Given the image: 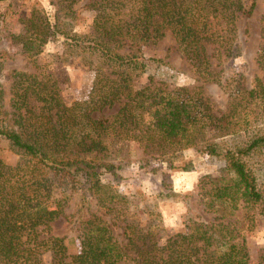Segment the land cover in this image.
Wrapping results in <instances>:
<instances>
[{
    "label": "trees",
    "instance_id": "obj_1",
    "mask_svg": "<svg viewBox=\"0 0 264 264\" xmlns=\"http://www.w3.org/2000/svg\"><path fill=\"white\" fill-rule=\"evenodd\" d=\"M79 1L50 4L56 12L70 13ZM87 1L89 30L66 36L73 50L95 59L97 71L82 99L64 103L53 81L40 74L14 71L10 76L0 138L17 160L13 165L0 161V264H44L40 255L46 251L47 264H253L243 233L252 222L249 212L256 207L264 212V183L249 164L255 154H264V128L256 126L264 125V20L255 56L263 74L248 88H230L228 107L220 113L212 111L199 87L169 89L150 79L140 85L143 65L136 60L140 47L169 33L197 80L215 81L210 58L225 61L238 54L235 24L250 16L253 1ZM21 24L17 39L28 59L57 30L37 6ZM115 105L106 116L93 117ZM125 142L169 169L175 153L190 147L219 159V174L201 177L196 186L205 212L214 216L189 220L184 231L162 242L157 213L143 207L147 224L132 221L134 197L120 195L101 179L112 168L108 147ZM72 195L82 202L93 199L97 213L86 212L79 221L78 251L67 255L61 239L37 237ZM254 264H264V255Z\"/></svg>",
    "mask_w": 264,
    "mask_h": 264
},
{
    "label": "rangeland",
    "instance_id": "obj_2",
    "mask_svg": "<svg viewBox=\"0 0 264 264\" xmlns=\"http://www.w3.org/2000/svg\"><path fill=\"white\" fill-rule=\"evenodd\" d=\"M254 7L249 17L239 18L235 24L238 54L227 60L216 61L210 58L215 81L197 80L185 59L176 49L169 33L153 44L140 47L136 60L143 65V73L137 76L139 84L150 79L154 83L169 89L174 87H199L214 113L227 109V94L230 88L250 87L253 77L263 73L256 68L255 56L262 39L264 20V0H244ZM88 1L80 0L72 6L70 13L56 12L50 0H0V109L8 111L10 76L14 71L40 74L42 78L53 81L62 101L69 104L83 98L89 91L96 74V63L92 56L71 48V41L66 36L82 34L89 30L92 12L87 8ZM34 6L42 8L54 35L31 59L25 56L18 42L17 35L22 30L21 19L28 16ZM123 52L128 49L123 48ZM211 53L209 47L206 48ZM103 70V69H102ZM116 105L93 117L106 116L114 111ZM257 127L264 125L257 123ZM231 138L228 144L233 142ZM151 154H143L133 142L112 144L108 147L106 161L112 168L102 173L103 182L110 184L120 194L132 196L133 205L129 208L130 219L138 225L147 224L148 218L141 213L146 207L158 214L159 231L157 237L162 242L166 236L184 231L185 225L192 221H209L214 215L205 212L196 186L199 179L209 175L217 176L222 169L219 159L207 155L202 148H186L175 153L171 158V168L166 162L154 159ZM17 156L7 143L0 138V161L13 165ZM249 164L255 168L257 180L264 183V154H255ZM187 169L183 170V166ZM161 172L165 174L162 175ZM167 184V189L161 183ZM135 196L140 197L137 200ZM143 199V201H142ZM94 200L82 202L72 195L64 203L61 215L52 221L46 231L38 234V240L47 237L61 239L67 255L78 251L79 221L86 212H96ZM134 207L137 210L133 212ZM97 213V212H96ZM252 216L249 229L243 233L250 263H256L264 255V212L261 207L249 212ZM159 220V221H158ZM156 223V221H155ZM119 227L114 234L120 237ZM41 260L47 264L49 252H42Z\"/></svg>",
    "mask_w": 264,
    "mask_h": 264
}]
</instances>
